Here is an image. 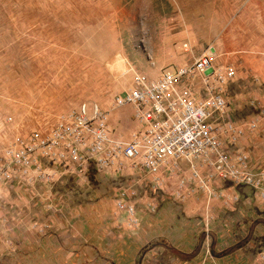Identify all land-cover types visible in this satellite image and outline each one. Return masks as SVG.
<instances>
[{
  "label": "rangeland",
  "instance_id": "obj_1",
  "mask_svg": "<svg viewBox=\"0 0 264 264\" xmlns=\"http://www.w3.org/2000/svg\"><path fill=\"white\" fill-rule=\"evenodd\" d=\"M219 5V0H0V264L8 263V252L14 246L10 226L15 231V226L26 224L25 237L36 232L63 243L60 234L54 235L56 230L49 232L47 216L21 215L17 205L9 202L13 195H31L27 203L19 204L23 209L34 210L42 204L45 213L58 214L56 210L72 211L102 200L115 203L120 192L135 205L140 198L157 194L146 174L101 176L91 162L83 169L70 160L74 168L68 174L76 178L63 182L67 173L61 156L56 162L43 163L42 172L33 176L37 168L32 159V165L21 167L9 154L24 145L46 142L82 106L88 113L97 106L106 115L112 135L121 139L119 133L125 125L114 118L128 114L131 107L116 108L114 100L128 90L133 73L147 74L159 64L155 74L149 72V77L156 78L163 69L190 66L193 58L213 46L217 51L214 67L234 69V77L223 87L234 121L243 127L253 124L235 146L259 129L264 122V84L257 72L251 76L237 71V63L232 61L236 57L225 47L226 40L218 37L228 26L214 21ZM188 14L195 15L192 19L198 22H189ZM123 138L126 141L129 135ZM234 151V157L245 160L239 167L242 172L254 177L263 174L260 168L249 166L246 153ZM14 175L22 177L21 183ZM233 186L238 193L242 190L240 184ZM39 187L48 190L44 200L37 199ZM250 189L264 202V182ZM6 206L17 212L7 215ZM65 219L56 215L54 222L64 223ZM256 219L251 221L250 242L255 250H263L264 240L257 235L264 232V215ZM75 242L74 264L102 262L96 249ZM59 249L65 253L64 247ZM153 249L161 251L154 255L158 259L184 258L163 241L143 251ZM29 255L31 251L25 256ZM121 258L123 264H129L131 256Z\"/></svg>",
  "mask_w": 264,
  "mask_h": 264
},
{
  "label": "crops",
  "instance_id": "obj_2",
  "mask_svg": "<svg viewBox=\"0 0 264 264\" xmlns=\"http://www.w3.org/2000/svg\"><path fill=\"white\" fill-rule=\"evenodd\" d=\"M219 1L214 21L228 26L224 35L218 37L221 41L226 40L225 47L236 57H233L232 61L237 63V71L250 73L251 76H256L254 73L257 72L258 78L264 84V0ZM194 16L188 14L189 22H198L192 19ZM184 48L185 51L188 50L186 44ZM196 58H193L192 62ZM157 70L159 64L149 72L154 71L155 74ZM149 72L141 74L154 79L149 77ZM198 86L197 77L182 78L176 83L178 90L187 92H194ZM127 111L126 115L116 114L115 118L113 115L116 122L120 120L121 125H125L119 133L121 139H125L123 137H127L135 127L132 119L133 110L130 108ZM234 149L236 153L238 151L246 153L249 157V166L258 167L260 172L264 173V122L258 130L249 133L236 146L228 147L227 151L233 153ZM59 156L63 159L67 173L61 180L63 182L70 178L75 180L74 175L68 174L72 172L70 170H73L74 165L63 148L36 149L30 158L36 164L37 170L31 175L41 173L43 163L56 162L54 160H58ZM125 174L130 176L144 173ZM99 175L102 176V173ZM14 176L18 182L21 181L19 179L21 176ZM149 181L151 182L150 178ZM233 185L214 177L210 182L212 194L208 195L198 189L186 193L192 184L189 183L179 189L175 179H167L159 185L157 194L154 192L150 197L140 198L136 205L131 202L136 209L135 218L137 219L138 215L140 219L139 226L137 224L128 226L127 215L116 208V201L113 203L102 200L72 211L56 210L58 214L52 211L49 215L42 211V204L34 210L19 206L27 203L31 195L26 196L24 193L13 195L9 202L17 205L21 215L47 216L45 221L49 223V232L56 230L54 235L60 234L63 243L60 245L58 241L50 240V236H39L36 232L25 237L22 230L26 224L15 226V231L14 226H8L14 246L11 252H8L7 264H74L76 263L74 241L82 248H93L102 254V262L92 264H123L121 257L128 254L131 256L129 264H264V249H254L255 245L250 242L249 233L251 221L255 223L259 215H264V202L251 194V187L240 185L242 190L238 193ZM47 191V188L39 187L38 193L36 192L37 199H46ZM177 192L180 193L179 196H176ZM121 194L118 193L116 197H120ZM126 197L129 198L127 195ZM4 211L5 213L7 211V215L17 212L15 207L9 206H6ZM56 215L65 216L64 223L54 222ZM257 238L264 240V232L258 234ZM162 241L184 258L158 259L154 255L161 251L154 249L148 250L149 252L143 251L153 243L160 244ZM132 245L135 246L129 252ZM60 246L64 247L65 253L60 251ZM29 251L31 255L25 256Z\"/></svg>",
  "mask_w": 264,
  "mask_h": 264
},
{
  "label": "built area",
  "instance_id": "obj_3",
  "mask_svg": "<svg viewBox=\"0 0 264 264\" xmlns=\"http://www.w3.org/2000/svg\"><path fill=\"white\" fill-rule=\"evenodd\" d=\"M216 52L209 46L190 66L163 69L154 79L133 73L128 90L114 100V107L133 110L135 127L126 141L112 135L106 115L97 106L90 113L82 106L46 142L9 151L13 162L28 167L36 149L62 147L83 169L91 162L100 173H144L156 190L167 179H175L179 189L192 184L186 193L198 189L208 195L212 194L210 182L214 177L235 186L263 183L264 173L254 177L242 172L239 167L244 158L227 151L253 124L243 127L234 121L223 94L234 69L214 67ZM193 77L198 78V91L177 89L178 80ZM115 206L127 215L128 226L137 224L134 205L125 193Z\"/></svg>",
  "mask_w": 264,
  "mask_h": 264
}]
</instances>
